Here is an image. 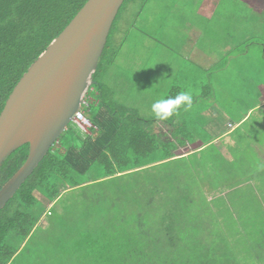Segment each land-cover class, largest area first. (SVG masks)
<instances>
[{
	"label": "trees",
	"instance_id": "16d2710c",
	"mask_svg": "<svg viewBox=\"0 0 264 264\" xmlns=\"http://www.w3.org/2000/svg\"><path fill=\"white\" fill-rule=\"evenodd\" d=\"M85 1L0 0V112L22 74ZM133 1L124 0L122 5ZM148 1L139 0L141 8ZM112 26L87 90L90 101L84 110L96 109L92 119L87 117L93 125L91 133H76L69 123L58 138L60 148L46 153L0 209V264H12L39 226L46 204L37 193L53 203L47 215L52 222L42 220L41 224L44 228L52 224L54 232L46 230L52 233L51 258L62 264H264V186L257 184L255 191L249 186L244 196L237 188L231 195L233 184L227 186L237 169L261 164L257 153L262 144L251 145L253 150L245 144L246 158L226 151L234 140L208 155L206 148L217 136H202L203 130L188 127L185 118L175 117L178 111L162 121L115 102L104 80L118 53L109 43ZM252 90L257 93L255 87ZM240 121L228 135L245 123ZM160 122L170 127L166 139L158 136ZM186 145L193 152L175 154ZM28 151L25 143L6 157L0 166V187L25 162ZM190 156L197 158V164H191L193 169L174 163L167 170H157ZM215 157L224 167L216 165L220 169L214 172L225 174L208 178ZM91 170L98 171L99 178L116 180L114 198L103 192L99 202L86 205L78 199L80 206L78 201L68 200V209L54 219L61 192L83 186ZM132 171L150 184L119 183ZM253 174L248 180L257 179L259 174ZM206 194L213 196L208 202ZM214 200L220 201L218 209L212 207Z\"/></svg>",
	"mask_w": 264,
	"mask_h": 264
},
{
	"label": "rangeland",
	"instance_id": "374dc122",
	"mask_svg": "<svg viewBox=\"0 0 264 264\" xmlns=\"http://www.w3.org/2000/svg\"><path fill=\"white\" fill-rule=\"evenodd\" d=\"M169 1L171 0H149L141 8L139 0H135L120 7L109 34V43L110 45L112 43L115 45L118 53L114 63L107 69L104 77L105 82L113 91V95L110 97H113L117 103L133 108L139 115L149 117L153 116L151 105L155 100L176 96L172 92L171 94L169 93L171 89L170 80L179 68L188 70L186 73L187 77H184L185 79L189 80L191 78L190 83L182 87L179 93L183 91H189L192 95L203 93L208 90L209 83H211L217 94L216 103H204L205 98H199L197 101H193V106L190 110L184 111L183 107H181L175 117L178 119L185 118L189 123L188 127H193L198 131L203 130L201 135L204 137H208V135L212 137L218 136L206 148L205 152L208 155L217 153L220 144L224 146L226 144L230 145L234 140L235 144L233 147L231 149H229L230 147L225 148L226 151L246 158L245 152L242 151L245 144L246 148L250 150H253L251 145L262 144V150L257 153L261 164L257 166L253 164L252 166H244L237 169L235 173L230 174L233 177V181L227 182V186L233 184L231 195L234 194V190L237 188L238 194L244 196L249 192V186L254 187L251 189L252 191L257 190L255 186H264V106H262L264 103L252 108L246 115L250 107L255 106L256 102H261L264 99V55L261 53L262 48H264V0H254V2L252 0L219 1V6L226 5L227 10L225 12H216L214 20L224 21L227 24V37L233 35V37L238 36L239 38H248V40L246 43L234 45V58L222 67L225 70L219 74L218 79L216 81L212 79L211 82H209V78L202 71L198 74L196 73L194 78L190 76L199 68V64L192 60L189 53L186 52V50L188 52L192 51L191 46H187L185 51H177V45L174 43L179 34V27L183 22L181 21L180 24L178 19H176L166 24L165 17L168 14H174L172 3ZM183 9L181 8L180 11ZM228 26H231V28ZM156 41H162L167 43V45H162L161 43L156 45ZM180 46L184 47L185 45ZM181 54H184L183 58H181ZM184 56L187 59H184ZM221 63L223 64L224 62ZM216 67H219V65ZM240 70L246 75H238ZM254 70H256L257 74H254ZM180 76L178 79H180ZM101 77L103 76L101 75ZM251 80L260 84L257 86L256 94L252 92L254 86ZM89 101L90 96L86 94L84 99L85 107ZM261 106L262 108H258ZM95 112L96 109L91 108L89 112H85V116L92 119ZM245 115L246 117H244ZM247 116L249 117L247 118ZM243 117L245 123L228 135L231 129L241 123L240 120ZM207 120L212 121V123L208 125ZM159 128L162 133L158 136L166 139L165 135L169 136V125L160 122ZM72 129L76 133L79 132L75 125H72ZM80 131L81 134L85 133L83 130ZM222 132L224 133L221 134ZM236 139L239 141H236ZM252 139H255V143L251 142ZM226 151L224 150L223 152ZM190 152H193V147L190 145L180 146L175 150L177 155H185ZM196 160L195 156H190L186 159L178 160V162L172 161L160 165L157 170H167L174 163H180L184 169H193L191 164H197ZM210 163L213 164L214 168L213 173L208 178L225 174L214 172L220 169H216V165L224 167L222 160L215 157ZM132 172H134L132 175L121 177L122 179L119 180V183H129V181L135 183L136 181L140 185H144V182L150 184L144 178L142 179L138 172ZM254 172L259 174L257 179L248 180V177H254ZM98 176V171L91 170L88 174L89 178H86L89 181L80 186L82 188L76 187L61 192L55 206V215L52 217L58 219L62 215L61 212H65L64 208L68 209V200L76 202L81 199L82 204L88 205L93 200L99 202L103 197V192L104 194H109L107 196L112 200L114 195H116V189H118L115 183L116 180L114 178H99ZM187 180L188 178L184 177L186 184ZM194 181L196 182L195 178ZM212 181H214V178H212ZM198 191H195V195H198ZM77 195H79V198H75ZM37 196L46 204L44 216L38 223L39 226L35 229L32 238L21 249L12 264H52L54 261L55 264H62L63 262L61 260L58 262L51 258L52 250L54 249L52 233H50L52 232V224L46 226V228L41 224L42 220H50L47 215L53 203L45 200L38 193ZM211 197L213 196H208L206 201L208 202ZM214 203L212 207L218 209L217 205L219 204L217 203H220V201L216 202L214 200ZM78 204L80 206V201H78ZM46 230H50V232ZM52 230L54 232V228Z\"/></svg>",
	"mask_w": 264,
	"mask_h": 264
},
{
	"label": "water",
	"instance_id": "95a60500",
	"mask_svg": "<svg viewBox=\"0 0 264 264\" xmlns=\"http://www.w3.org/2000/svg\"><path fill=\"white\" fill-rule=\"evenodd\" d=\"M124 0H86L22 74L0 112V166L28 143L25 162L0 187V209L67 129Z\"/></svg>",
	"mask_w": 264,
	"mask_h": 264
},
{
	"label": "crops",
	"instance_id": "0c3cea01",
	"mask_svg": "<svg viewBox=\"0 0 264 264\" xmlns=\"http://www.w3.org/2000/svg\"><path fill=\"white\" fill-rule=\"evenodd\" d=\"M219 1L220 0H171L169 2L172 3L174 14H168L165 17L166 24L176 19H178L179 23L181 21L183 22L182 24L180 23L179 34L174 44L177 45V51H185L187 46H191L192 51L188 52V50H186V52L189 53L192 60L199 64V68L195 73L190 74V76L194 78L196 73L198 74L202 71L204 75L209 78V82H211L212 79L216 81L219 74L225 70L222 67H224L228 61H232L234 58V45L246 43L248 40V38H239L238 36H234V38L233 35L227 37V24L224 21L214 20L216 12H225L227 10L226 5L219 6ZM252 2H254V0H252ZM181 8L184 9L180 11ZM228 27L231 28V26ZM153 41H155V39H153ZM161 44L167 45V43L164 42H161ZM180 45L185 46L181 47ZM262 49L261 53L264 55V48ZM183 55L181 54V58H183ZM184 59H187V57L184 56ZM221 62L224 63L222 64ZM218 65L219 67H216ZM241 71L242 70L239 71L238 75H246ZM187 72L188 70L185 68H179L175 72L170 80V94L172 92L177 95L182 87L190 83L191 78L189 80L184 78L187 77ZM254 74H257L256 70H254ZM179 76L180 79H178ZM174 82L176 83L174 84ZM251 82L257 89L259 83L252 80ZM192 97L193 101H197L199 98H205L204 103L217 102V94L211 83H209L207 91L193 94ZM256 103H264V99ZM249 109L246 115L250 112ZM244 117L241 118V120H243ZM210 123H212V121L207 120V124L210 125ZM214 139L217 138L215 137Z\"/></svg>",
	"mask_w": 264,
	"mask_h": 264
},
{
	"label": "clouds",
	"instance_id": "9594fccd",
	"mask_svg": "<svg viewBox=\"0 0 264 264\" xmlns=\"http://www.w3.org/2000/svg\"><path fill=\"white\" fill-rule=\"evenodd\" d=\"M192 106V94L189 91H183L178 93L175 97L155 100L151 105V112L156 119L163 121L168 120L170 117L176 114L181 107H183L184 111H188L192 108ZM51 148H60L58 140L54 142Z\"/></svg>",
	"mask_w": 264,
	"mask_h": 264
},
{
	"label": "built area",
	"instance_id": "2783aa9c",
	"mask_svg": "<svg viewBox=\"0 0 264 264\" xmlns=\"http://www.w3.org/2000/svg\"><path fill=\"white\" fill-rule=\"evenodd\" d=\"M86 94H87V89L82 94L80 108L74 112V114L71 117L70 123H71V125H75L79 130L85 131L84 134H90L91 133V130L90 129L93 127V125L87 119V117L85 116V110H84V107H85L84 104L85 103H84V99L86 97Z\"/></svg>",
	"mask_w": 264,
	"mask_h": 264
}]
</instances>
